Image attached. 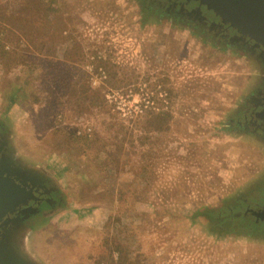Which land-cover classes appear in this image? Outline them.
I'll list each match as a JSON object with an SVG mask.
<instances>
[{
    "label": "rangeland",
    "instance_id": "374dc122",
    "mask_svg": "<svg viewBox=\"0 0 264 264\" xmlns=\"http://www.w3.org/2000/svg\"><path fill=\"white\" fill-rule=\"evenodd\" d=\"M133 2L0 0L1 129L62 202L44 206L56 218L28 251L43 264H264L217 249L230 224L201 213L264 185V141L225 130L264 67L186 18L135 23ZM229 141L252 163L238 181L218 174L241 158Z\"/></svg>",
    "mask_w": 264,
    "mask_h": 264
},
{
    "label": "water",
    "instance_id": "95a60500",
    "mask_svg": "<svg viewBox=\"0 0 264 264\" xmlns=\"http://www.w3.org/2000/svg\"><path fill=\"white\" fill-rule=\"evenodd\" d=\"M186 1L198 2L213 12L218 27L233 30L237 38L252 41L264 50V0ZM199 12L203 15L202 11ZM185 24L189 25L186 21ZM252 119L264 123V100ZM8 146L9 140L3 135L0 143V264H43L28 251V238L40 224L56 216L44 212L26 215L33 209L31 203L40 201L39 189H48L50 177L43 167L18 160ZM37 181L45 185L39 187ZM251 212L257 222H264V204ZM232 231V238L216 241L217 249L235 250L250 261L264 262V235ZM239 236L244 238L240 240Z\"/></svg>",
    "mask_w": 264,
    "mask_h": 264
},
{
    "label": "flooded vegetation",
    "instance_id": "af4514ba",
    "mask_svg": "<svg viewBox=\"0 0 264 264\" xmlns=\"http://www.w3.org/2000/svg\"><path fill=\"white\" fill-rule=\"evenodd\" d=\"M135 1L137 3V6H139V11H137L134 16L135 23H140L142 21L144 22V20H147L152 16H158V14L160 15L162 12H166L172 17H179L183 20H185L186 18L197 24L201 29L218 38V40L224 41L226 44L230 43L234 46L241 47L245 51H248L252 55H255L257 61H259L264 67V50L261 47L256 46L252 41H246L237 38L234 35L233 30H229L225 27H218L216 25V23L218 22L217 17L214 16L213 12L208 11L198 2H187L186 0H142V3L139 5V1L141 2V0ZM199 11H202L203 15L200 14ZM136 28L140 29V27L137 26ZM137 39L139 38L135 37V40ZM140 46L142 47L139 42H134L133 47L140 48ZM245 100L246 105L244 108L242 107L239 110L240 113L238 115L236 114L234 117L230 116L229 119H227V122L225 123V130L234 131L233 129L238 126V128L243 132L244 136L254 138L258 142L264 141V123H259L252 119L253 114L260 108L264 100V77L259 80V83L258 85H256L255 90L251 92L249 96L245 98ZM229 136L231 139H233V134ZM220 138L221 137L218 136V134L216 136H212V140H216L219 143H221ZM222 138L224 137L222 136ZM2 139L3 131L0 125V143ZM236 143L239 145V142L232 141H229L227 145H236ZM238 147L240 148L237 150V155H239L241 158L236 159L237 163H235L234 160H231L232 162L230 163V167H227L224 172L220 171L218 173L219 177H221L223 180L226 179L228 181H238L239 178H245L244 172H242V168L246 164H248V166L252 164L249 160L247 161L246 159H244L242 155V152L246 151L245 148H242L240 145ZM230 155L233 159L235 158V154L230 153ZM42 185H45V183L42 181H37V186L40 187ZM39 190L40 191L37 194L41 197V199L36 203H31L33 204V209L30 210L26 216L37 215L43 212L42 207L48 205L49 208L47 207V210L45 211H55L60 206V203H62L60 199H58L56 194L57 192L54 188L48 187L47 190H44L41 187ZM252 193L253 195L255 193L258 194L255 203H253V201L251 200L253 199V195H251ZM262 204H264V185L261 184L253 191L248 192L247 196H238L231 205L226 206L232 208V211L223 210L222 213H219V215H213V217L218 219L219 222L224 220L223 225L225 223L230 224V221L235 225H241V227H244L245 224L249 223L252 225V217L254 216L251 212V209H258L262 206ZM224 207L220 209H223ZM210 209L214 210L213 207H210Z\"/></svg>",
    "mask_w": 264,
    "mask_h": 264
},
{
    "label": "trees",
    "instance_id": "16d2710c",
    "mask_svg": "<svg viewBox=\"0 0 264 264\" xmlns=\"http://www.w3.org/2000/svg\"><path fill=\"white\" fill-rule=\"evenodd\" d=\"M51 3H52V5L50 4V6H51L52 10H54L53 9L54 7H52L53 6V0H51ZM147 115H148V118L145 120V122L147 124H153L154 122H157L160 125V124H165V122L168 120L167 115H170V114H166V115L162 116L160 114L156 115L154 113H151V114L148 113ZM48 208H49V205H48ZM223 210L232 211L233 209L225 206L223 209H218V210H214V211L208 209V211H204V212H201V213L203 215L204 214H211L213 216V215H219V213H222ZM252 218H253V224L250 227V233H255L257 235H264V230L261 229V228H264V222H262V221L257 222L255 217H252ZM223 222H224V220L219 222L221 226L223 225ZM229 229L230 230H235V231H240L241 225H239V224L235 225L233 222L230 221Z\"/></svg>",
    "mask_w": 264,
    "mask_h": 264
},
{
    "label": "built area",
    "instance_id": "2783aa9c",
    "mask_svg": "<svg viewBox=\"0 0 264 264\" xmlns=\"http://www.w3.org/2000/svg\"><path fill=\"white\" fill-rule=\"evenodd\" d=\"M110 96H112V95H110ZM137 106H139V108L135 112H142L144 110V107H147L146 105H142V104H138ZM113 259H114L115 262H118L119 254L118 253H113Z\"/></svg>",
    "mask_w": 264,
    "mask_h": 264
}]
</instances>
